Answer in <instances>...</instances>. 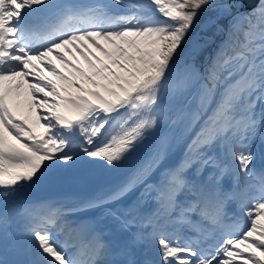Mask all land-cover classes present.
<instances>
[{
    "label": "snow or ice",
    "instance_id": "6c2138e0",
    "mask_svg": "<svg viewBox=\"0 0 264 264\" xmlns=\"http://www.w3.org/2000/svg\"><path fill=\"white\" fill-rule=\"evenodd\" d=\"M258 158L264 0H0V264H264Z\"/></svg>",
    "mask_w": 264,
    "mask_h": 264
},
{
    "label": "bare ground",
    "instance_id": "6f19581e",
    "mask_svg": "<svg viewBox=\"0 0 264 264\" xmlns=\"http://www.w3.org/2000/svg\"><path fill=\"white\" fill-rule=\"evenodd\" d=\"M120 176L119 173H114L108 176V179L116 180ZM81 187L73 182V180L70 178L69 181L55 189L42 191L39 193H36L37 196H50V195H58V194H66V193H73L77 191H81Z\"/></svg>",
    "mask_w": 264,
    "mask_h": 264
},
{
    "label": "rangeland",
    "instance_id": "374dc122",
    "mask_svg": "<svg viewBox=\"0 0 264 264\" xmlns=\"http://www.w3.org/2000/svg\"><path fill=\"white\" fill-rule=\"evenodd\" d=\"M222 38H223V37H222ZM222 38H221V39H222ZM217 41H218V40H217ZM259 151H260L259 146H257L258 157H259ZM261 162H262V160L259 159V158L255 161V165H256L257 168H259V165L261 164Z\"/></svg>",
    "mask_w": 264,
    "mask_h": 264
},
{
    "label": "trees",
    "instance_id": "16d2710c",
    "mask_svg": "<svg viewBox=\"0 0 264 264\" xmlns=\"http://www.w3.org/2000/svg\"><path fill=\"white\" fill-rule=\"evenodd\" d=\"M223 23L226 25V24H227V21H224ZM221 37H222V36H221ZM221 37H217V40H220Z\"/></svg>",
    "mask_w": 264,
    "mask_h": 264
},
{
    "label": "water",
    "instance_id": "95a60500",
    "mask_svg": "<svg viewBox=\"0 0 264 264\" xmlns=\"http://www.w3.org/2000/svg\"><path fill=\"white\" fill-rule=\"evenodd\" d=\"M249 6H251V5H249Z\"/></svg>",
    "mask_w": 264,
    "mask_h": 264
}]
</instances>
